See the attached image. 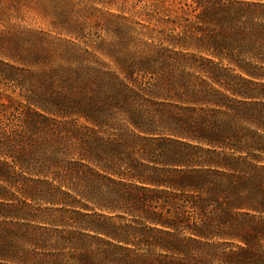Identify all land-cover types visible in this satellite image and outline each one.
I'll list each match as a JSON object with an SVG mask.
<instances>
[{"label":"trees","instance_id":"trees-1","mask_svg":"<svg viewBox=\"0 0 264 264\" xmlns=\"http://www.w3.org/2000/svg\"><path fill=\"white\" fill-rule=\"evenodd\" d=\"M34 1L53 34L0 33V264H264V0H0V25Z\"/></svg>","mask_w":264,"mask_h":264},{"label":"rangeland","instance_id":"rangeland-1","mask_svg":"<svg viewBox=\"0 0 264 264\" xmlns=\"http://www.w3.org/2000/svg\"><path fill=\"white\" fill-rule=\"evenodd\" d=\"M104 0H73V4H80L82 7L86 6L90 9H101L105 10L108 8L103 7L100 2ZM111 12H116V8H109ZM14 17L10 18L8 20V23H5L3 25H0V33L5 32L11 33V28L15 26L16 29L20 31H33V32H46L53 34L52 30V21L50 18H48L46 13L41 12L37 7H35V1L34 3H31L29 5H23L18 11L14 12ZM1 35H3L1 33ZM28 43V42H26ZM4 60L9 61L10 63H14L10 61L9 59L2 57ZM18 65V64H17ZM35 179H37L35 177ZM29 206H23L24 209H27L28 212H30L31 215H34L35 218L37 216H52L53 214H57L55 211L58 210L59 207L49 205L43 201L37 200V201H28ZM22 206V205H21ZM29 218V217H27ZM37 223L35 222V225Z\"/></svg>","mask_w":264,"mask_h":264}]
</instances>
